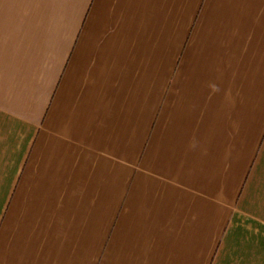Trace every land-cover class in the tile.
I'll return each instance as SVG.
<instances>
[{
  "label": "crops",
  "instance_id": "obj_1",
  "mask_svg": "<svg viewBox=\"0 0 264 264\" xmlns=\"http://www.w3.org/2000/svg\"><path fill=\"white\" fill-rule=\"evenodd\" d=\"M263 140L264 0H0V264H264Z\"/></svg>",
  "mask_w": 264,
  "mask_h": 264
},
{
  "label": "rangeland",
  "instance_id": "obj_2",
  "mask_svg": "<svg viewBox=\"0 0 264 264\" xmlns=\"http://www.w3.org/2000/svg\"><path fill=\"white\" fill-rule=\"evenodd\" d=\"M261 147V150H260V153L261 151H264V140L262 141V144L260 145ZM260 160H258L256 163H255V166L252 170L253 172V175L250 177L253 178L254 180V188L256 190V193H257V198L258 200L260 201H263L264 202V164H260ZM249 183H252V180L249 181ZM263 208L264 207V204L261 205Z\"/></svg>",
  "mask_w": 264,
  "mask_h": 264
}]
</instances>
